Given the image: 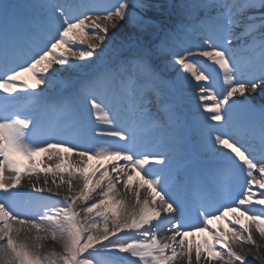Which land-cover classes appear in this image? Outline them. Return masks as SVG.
Masks as SVG:
<instances>
[{
    "label": "snow or ice",
    "instance_id": "1",
    "mask_svg": "<svg viewBox=\"0 0 264 264\" xmlns=\"http://www.w3.org/2000/svg\"><path fill=\"white\" fill-rule=\"evenodd\" d=\"M152 7L0 0V264H264V207H254L264 206V103L249 99L264 96V0H181L155 51L135 33L114 46L110 30L143 32ZM190 57L216 66L220 91ZM188 88L199 92L195 111L177 105ZM192 147L223 158L211 183H188L181 162ZM25 179L49 195L17 191ZM244 245L251 260L235 250Z\"/></svg>",
    "mask_w": 264,
    "mask_h": 264
},
{
    "label": "bare ground",
    "instance_id": "2",
    "mask_svg": "<svg viewBox=\"0 0 264 264\" xmlns=\"http://www.w3.org/2000/svg\"><path fill=\"white\" fill-rule=\"evenodd\" d=\"M159 1L160 2L158 4H155V3L151 2V0H144V2H146V3L161 6V7H152V8H148V9L143 10L144 13L142 15L144 16L145 20L154 21L155 24L146 25L144 31L141 32L139 29H136L133 26L126 24L125 22H119L118 28L116 30H110V32H109L110 37L112 36L113 31H115L117 33V38L113 41V45L114 46L118 45L120 43L121 39H123L124 37H126L127 35L132 34V33H135L138 36L142 37V41L149 47L155 46L158 43L160 45V42H159L160 38L159 37L162 35L164 36V30H165V25H162V23L164 22V20H162V17L167 19V20L165 19V21L176 22V20H175L176 17H174L173 14L171 13V10H173V9L170 7V5H172V4L178 5L180 3V1L179 0H159ZM157 25L159 27H157ZM150 30H152V31H150ZM105 43H107V41ZM77 47H85L86 48V45L77 44ZM241 52L238 54L239 56L245 54V52H242V53ZM97 54H99V53H97ZM106 59H108V57H106ZM190 59H195V58L190 57ZM170 60H171V55L160 56L156 59L155 64L158 65V63H159L161 66L162 64H164L165 62L170 61ZM157 61H158V63H157ZM72 62L77 63V64H87L88 63L86 61H79V60H73ZM97 63H99V62L97 61ZM209 66L212 69L216 68L215 65H211V62L209 63ZM209 66H208V72L210 73L211 68ZM57 67H59V66H57ZM178 72H179V66L178 65H176L174 67H169L165 72V76H167L166 79L167 78L168 79H174ZM75 73H78V72H74L71 70H62L60 73H58V77L61 79H68V78H70L71 75H73ZM79 73H82V72H79ZM185 75H187V74H185ZM198 95H199L198 90L196 92H193L191 88L185 89L183 91V93L178 94V96H177L178 108L185 110V111H188V110H194L195 111L196 110L195 105L198 103H202V102L198 101V99H197ZM236 99H243V98L236 97ZM249 99L251 100V102L253 104L258 103V105H259V104L264 103V96L261 95L260 89H258L256 93H250ZM208 103L210 104L211 101H208ZM152 111H153V113L155 112L154 110H152ZM205 115H207V114H205ZM221 151H223V150L221 149ZM213 155L215 157L223 159L222 157H219L215 154H213ZM36 158L38 161L41 159L40 156H38ZM91 163L92 164H97V163L107 164L108 161H92ZM121 163H123V162H121ZM188 165H189V162H186V164H182V167L183 166L187 167ZM257 175H259V174H257ZM187 181L191 185L192 183L203 184L204 181L211 183L212 179L209 178L208 176L203 177L202 174L195 173V174L191 175V177ZM33 182H35L34 179L31 181L28 179H25L23 181L21 187L19 189H17V191L22 192V193H31L32 194L33 190L31 188V183H33ZM41 183H42V180H41ZM53 191H56V189H53ZM59 191L61 192V195H63L64 192L66 191V189L62 188ZM254 191H257L259 193V191H261V190H259L258 188H256L254 186ZM44 194L49 195V193H47V192H45ZM142 195H143V193H142ZM32 196H34V195L32 194ZM128 199L131 202L130 196ZM25 201H28V197H26V196H21V197L17 198V203H19V204H20V202H21V204L22 203L24 204ZM254 207L259 209V208L264 207V206L256 205ZM222 223L223 222H218L217 226L219 227ZM223 227L227 228V225L224 224ZM161 235H163V230L161 231ZM255 238H256L258 243H261L262 245H264V240H261V238L259 237L258 234H255ZM44 243H45V247H44L43 251L45 253H47L48 251H50L52 249V247L54 245L51 243V241H46ZM250 247H251L250 245H244L243 247L236 246L235 250L238 253H240L241 255H244L249 260H251L253 255L256 254V252H255L254 248L251 251H249ZM56 250L59 251L60 249L57 247ZM260 254L264 255V247H262L260 249ZM114 255L117 257H123L126 254H114ZM256 263H260V262L257 261V262H255V264ZM180 264H185V262L181 261ZM213 264H217V262H213Z\"/></svg>",
    "mask_w": 264,
    "mask_h": 264
},
{
    "label": "rangeland",
    "instance_id": "3",
    "mask_svg": "<svg viewBox=\"0 0 264 264\" xmlns=\"http://www.w3.org/2000/svg\"><path fill=\"white\" fill-rule=\"evenodd\" d=\"M144 12L142 11V13L141 14H143ZM255 104H258V103H255ZM55 199H57V200H59L60 199V197L59 198H55ZM256 264H260V263H256Z\"/></svg>",
    "mask_w": 264,
    "mask_h": 264
}]
</instances>
